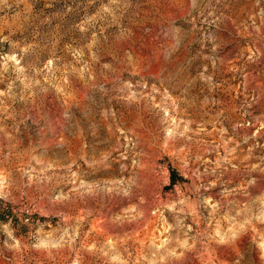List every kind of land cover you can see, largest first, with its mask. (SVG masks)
<instances>
[{
	"label": "rangeland",
	"instance_id": "1",
	"mask_svg": "<svg viewBox=\"0 0 264 264\" xmlns=\"http://www.w3.org/2000/svg\"><path fill=\"white\" fill-rule=\"evenodd\" d=\"M0 264H264V0H0Z\"/></svg>",
	"mask_w": 264,
	"mask_h": 264
},
{
	"label": "trees",
	"instance_id": "2",
	"mask_svg": "<svg viewBox=\"0 0 264 264\" xmlns=\"http://www.w3.org/2000/svg\"><path fill=\"white\" fill-rule=\"evenodd\" d=\"M173 181H175V180L173 179Z\"/></svg>",
	"mask_w": 264,
	"mask_h": 264
}]
</instances>
